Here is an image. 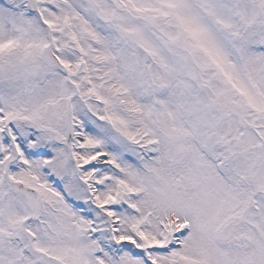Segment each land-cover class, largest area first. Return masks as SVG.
I'll use <instances>...</instances> for the list:
<instances>
[{
	"label": "snow or ice",
	"instance_id": "snow-or-ice-1",
	"mask_svg": "<svg viewBox=\"0 0 264 264\" xmlns=\"http://www.w3.org/2000/svg\"><path fill=\"white\" fill-rule=\"evenodd\" d=\"M0 264H264V0H0Z\"/></svg>",
	"mask_w": 264,
	"mask_h": 264
}]
</instances>
